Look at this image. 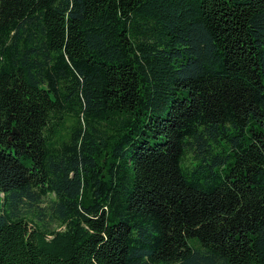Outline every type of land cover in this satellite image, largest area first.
Returning a JSON list of instances; mask_svg holds the SVG:
<instances>
[{
	"label": "trees",
	"instance_id": "1",
	"mask_svg": "<svg viewBox=\"0 0 264 264\" xmlns=\"http://www.w3.org/2000/svg\"><path fill=\"white\" fill-rule=\"evenodd\" d=\"M0 264H264V0H0Z\"/></svg>",
	"mask_w": 264,
	"mask_h": 264
}]
</instances>
